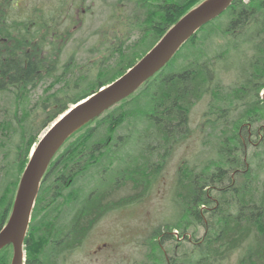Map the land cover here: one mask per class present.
Instances as JSON below:
<instances>
[{"label": "trees", "instance_id": "16d2710c", "mask_svg": "<svg viewBox=\"0 0 264 264\" xmlns=\"http://www.w3.org/2000/svg\"><path fill=\"white\" fill-rule=\"evenodd\" d=\"M107 1L106 7L121 10L124 22L119 17L111 22L122 37L111 36L109 20L105 21L106 32L97 36L94 50L92 45L87 52L79 51L80 37L67 49L68 40L80 32L82 17L95 13L94 8H85L86 0H49L48 15L41 7L43 1H34L35 21L43 23L49 16L48 45L3 46L0 98L10 99L11 115L0 120V229L10 216L29 151L40 133L69 106L120 77L204 0ZM78 24L81 27L75 30ZM114 28L110 30L117 34ZM247 49L250 53L245 54ZM242 56L243 66L236 63ZM236 66L238 81L222 86L220 73ZM42 86L40 98L31 100V93ZM260 92H264V0H233L136 92L63 142L39 187L24 242L25 264H59L66 253L83 245L107 214L147 196L162 161L187 133L189 110L205 96L213 100L212 107L214 103L203 132L204 140L217 133L211 145L214 159L178 170L173 189L179 212L174 229L184 234L191 224L201 226L203 234L192 241L190 251L178 245L174 255L164 245L170 243L169 234L155 232L149 250L153 257L145 264H223L236 253L237 264H264V125L257 126L264 123V98H259ZM5 115L3 110L0 118ZM125 122L146 125L134 133L137 139H132V146H139L134 157L124 154L131 139L115 133ZM254 137L258 142L252 141ZM8 254L11 244L0 250V258L7 262Z\"/></svg>", "mask_w": 264, "mask_h": 264}, {"label": "rangeland", "instance_id": "374dc122", "mask_svg": "<svg viewBox=\"0 0 264 264\" xmlns=\"http://www.w3.org/2000/svg\"><path fill=\"white\" fill-rule=\"evenodd\" d=\"M152 2L154 3V0L150 1V3ZM108 3L107 0H86L85 8H94L93 11H95V13L82 17V27L79 24L75 27V30H79L81 27L80 32L71 39V42L68 40L67 49L75 46L76 42H74V40H77L76 37H80L82 47L79 48V51L83 50L84 52H87L92 48V45V50H94V42L97 36H101L106 32L105 25L103 24L108 20L109 24L107 30L110 35L114 38H117L118 36L122 37L117 27L111 22L113 17H119L120 23L124 22V18L120 19L121 10H112L111 7H106ZM120 7L121 6L119 5L117 8ZM125 7L129 9L128 5ZM81 8V10H85L83 4L81 5ZM112 25L115 27L114 32H118L117 34L110 30L113 27L109 26ZM36 26H39L38 23L34 24V27ZM62 29L64 28L62 27ZM43 31L44 29L42 26H39L36 29V32H39L41 35V40L46 41ZM2 35L7 40L3 41L5 44L2 43L1 45V53L4 52L3 46H5L6 43H11V46L13 45L11 40L15 39L16 34L13 31H3ZM135 36L136 34H133V37ZM39 42L40 41L37 40L34 41L35 44H39ZM43 50H45L44 47ZM248 53H250L249 49L245 51V54ZM66 54L67 52L65 49L61 55V61L64 60ZM79 56L81 57L80 54H77V59ZM243 61L244 59L242 56V59L238 60L237 58L236 63H241V66H243ZM238 73L239 70L237 66L235 68L230 67L226 72H221V85L225 87L233 85L238 81L236 77L238 76ZM61 85L62 83H58L56 86ZM44 86L31 93L30 99L33 101L39 99L44 90ZM45 95L46 92L44 91L43 97ZM259 98H264V92H260ZM211 100L210 96H205L189 110L187 133L171 153L167 155L164 161H162L160 173L157 177L158 179L150 184L147 196H145L139 203L124 208H118L107 214L105 218L96 224L83 245L80 248L66 253L63 257V261L60 260L59 264H145L147 259H152L153 257V255L149 253V250L154 243V233L158 231H163L169 234L170 243L165 242L164 245L168 246L169 249L171 248V254L172 251L176 253L173 249H176L178 245H181L182 248L184 247L183 250H191L190 246L194 243L192 241L200 238L204 229L201 226L195 227L191 224L188 225L186 231L183 232L184 234H181L174 229L173 225L179 224V212L175 206V201L173 200V189L178 170L191 168L192 166H198L199 164L202 165L203 162L207 163V161H212L214 159L212 156L213 149L211 145L216 143L217 133H215L210 140H204L203 138V132H205L207 126L208 112L214 107V103L213 107L210 105L211 102H213V100ZM3 110L6 115L5 117H1L0 120L9 118L11 115L10 99L6 96L0 98L1 115ZM42 118H44V115H41L39 120L41 121ZM50 125L51 124L40 133L37 140L46 132ZM260 125L263 126L264 123H260L257 126ZM145 126L144 122H137L136 124L133 122H125L122 125L117 126V130L115 131L117 135L119 134L122 137L125 136L128 140L131 139L130 145L127 146L128 150H126L124 154L129 153L131 157L138 154L139 151H137V148H139V146H132V139L136 140L137 138L134 133H140ZM129 129H132V134L129 132ZM252 141L258 142V138L254 137ZM139 143L141 144V142ZM249 150L250 149L248 148V153ZM153 159L154 158L150 161H153ZM1 163L2 159L0 157V165ZM120 168H122V166H120ZM2 177L3 171L0 170V180ZM107 178L108 177L105 176L106 180ZM186 238L188 240H186ZM163 248L164 247H162V249ZM165 253L168 255L169 251H165ZM8 256L10 259L7 262L3 261V258H0V261H3L1 264H11L12 247L11 255L8 254ZM237 261L238 253L233 254L232 257H229L223 264H237Z\"/></svg>", "mask_w": 264, "mask_h": 264}, {"label": "water", "instance_id": "95a60500", "mask_svg": "<svg viewBox=\"0 0 264 264\" xmlns=\"http://www.w3.org/2000/svg\"><path fill=\"white\" fill-rule=\"evenodd\" d=\"M233 0H204L181 17L161 39L121 77L77 101L56 119L29 154L10 216L0 229V250L12 245L11 264H24V239L29 227L41 180L48 165L77 129L118 102L128 98L153 77L203 26L219 17ZM102 88H105L101 90Z\"/></svg>", "mask_w": 264, "mask_h": 264}, {"label": "flooded vegetation", "instance_id": "af4514ba", "mask_svg": "<svg viewBox=\"0 0 264 264\" xmlns=\"http://www.w3.org/2000/svg\"><path fill=\"white\" fill-rule=\"evenodd\" d=\"M43 1V7L48 15L49 10V0H39L35 1L39 3ZM38 5V4H37ZM34 0H0V60H1V45L3 41L7 39L3 37V31H13L15 35V39L11 40L13 45L26 43L28 46H33L34 41H40L39 43L43 45H48L49 40V16L45 15L44 22L38 23L35 21L36 17L34 15ZM38 7V6H37ZM66 22V16L62 15L61 23ZM38 23L39 26H42L44 31V37L46 41H42L41 35L39 32H36V29L39 26L34 27V24ZM21 29V31H19ZM61 30L62 27H60ZM62 33H58V37L61 38ZM53 38V37H52ZM57 38V39H59ZM24 43V44H25ZM5 44V43H3ZM6 45H11V43H6ZM251 133V132H250ZM249 133L248 137H251ZM177 249V248H176ZM176 249H174L176 251ZM177 254V251L175 255ZM167 258V255L165 256Z\"/></svg>", "mask_w": 264, "mask_h": 264}]
</instances>
